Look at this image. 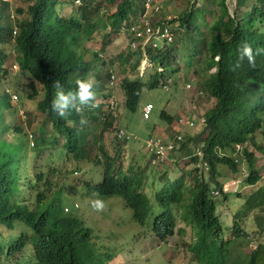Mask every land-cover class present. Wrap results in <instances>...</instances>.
Here are the masks:
<instances>
[{"label":"trees","instance_id":"trees-1","mask_svg":"<svg viewBox=\"0 0 264 264\" xmlns=\"http://www.w3.org/2000/svg\"><path fill=\"white\" fill-rule=\"evenodd\" d=\"M29 1L32 3L27 16L17 22L19 53L16 59L20 69L28 74L34 93H38L36 83L41 85L43 99L39 102V109L52 122L54 130L64 137L63 156L78 167L88 155L85 128L90 120L96 121L97 118L83 114L60 116L52 111L51 103L58 86L63 90L71 88V77L84 68L80 43L82 31L88 34L108 28L117 31L122 22L130 21L131 15L142 9V3L140 0H81L77 7L79 19L75 20L59 13L57 6L62 2L60 0ZM64 1L73 5L76 0ZM224 1L206 0L203 8L191 10V13L185 11L179 18L180 30L175 43L166 51L151 54L152 60L155 65L162 64L181 48L188 57L198 56L200 69L204 64L210 65V56L229 52L236 57L240 81L244 84L256 82L264 88V0H255L247 11H240L237 7L234 19L228 17ZM237 1L239 7L248 2ZM209 3L220 9L216 14L211 11L210 19L207 18ZM0 4V42L6 44L12 39V22L6 14L7 4ZM17 11L22 15L25 10ZM225 17L228 20L225 21ZM245 43L253 50V64H249L246 58L239 60L238 49ZM220 74L224 77L223 95L219 76H207L205 80L198 75L204 80L202 88L220 101L219 107L208 115L213 128L204 145L205 158L210 162L211 177L208 181L198 169L176 177L165 171L152 180L147 193L145 188L148 185L143 174L137 172L126 176L122 167H115V159L104 154L107 160L102 181L87 183V193L122 196L134 211L133 218L137 224L143 226L148 218H152V230L161 240L174 236L177 220L172 210H180L181 220L191 228L192 238L187 243V250L197 264H229L239 248L236 243L248 236L236 224L239 218L234 222L232 239L224 237L226 231L217 215L218 206L210 195L217 164L224 163V159L215 156V147H224L223 141L226 140L241 141L245 136L240 121L238 90L223 58ZM126 90L129 97L126 105L135 111L141 84L138 81L127 83ZM5 102L6 97L0 96V109ZM114 122L115 118L110 114L105 119V129L112 128ZM218 123L222 124V129L216 131L214 125ZM250 125L246 123L245 128L249 129ZM232 128H237V132ZM261 152L264 155V147ZM254 163L255 157L250 156L248 183L253 185L260 179ZM48 167H34L31 176L22 175L15 154L0 149V237H6L8 231L15 236L13 241L0 243V264H87L84 260L87 251L83 249L94 248V230L63 210L59 214L50 210L60 202V190H55L62 179V171L58 164ZM232 168L236 170V165ZM215 183L221 191V186ZM154 203L157 207H153ZM246 205L250 206L253 214L244 213L240 220L248 218L257 225L258 232H264V186L256 196L247 200ZM177 232L185 233V230ZM239 258L244 264H264V245L258 244L249 255Z\"/></svg>","mask_w":264,"mask_h":264},{"label":"rangeland","instance_id":"rangeland-1","mask_svg":"<svg viewBox=\"0 0 264 264\" xmlns=\"http://www.w3.org/2000/svg\"><path fill=\"white\" fill-rule=\"evenodd\" d=\"M57 6V10L62 15H70L76 13V9L73 5L68 4L64 0H60ZM142 2L144 0H141ZM157 6H159L160 12H158L156 19H161L163 22H170L178 19L181 14L187 10L191 13V3L193 0H153ZM32 2L29 0H13L10 3L11 9L10 15H14L16 18L22 16L16 14L17 8H22L28 13V7ZM76 7V6H75ZM229 7L233 10V4L229 2ZM142 9L136 10L134 18H139L143 15ZM25 13V14H26ZM153 15L149 13V16ZM27 16L24 15L23 17ZM177 24V23H176ZM173 25V24H172ZM175 25V24H174ZM90 47L92 53L88 55L90 60H93V53L100 51L102 48L101 38H97L92 41ZM6 54L5 61H3V67L7 71V75L0 77V93L8 91L10 94L18 96V100L10 101L11 108L3 113V120L8 126V133L5 134V124L0 118V140L5 139L7 143L13 145L24 144L23 158L30 164H41L50 158L57 157L60 148L57 145H52L46 149L43 153L35 150L31 145L33 138L31 134L45 133L47 137L51 138L52 124L46 123L43 116L38 115L37 112V99L28 97L27 94L21 93L20 87L23 84H27L24 75L21 74L17 65L16 54L13 52L11 46H6L4 49ZM130 48L128 47L127 39L123 34L120 36H112L111 42L106 45L103 52L99 54L103 55L100 62L94 63L95 72L90 73L86 78H93L94 82L104 83L108 88V94L113 98L115 107L111 111L115 118L113 127L107 129L103 133V125H99L95 134L90 135V140L95 139L96 146H94L93 157L99 153V147L103 146L105 151L114 157L115 167H122V170L126 173H134L137 168L148 170L153 172V176L157 172H163L165 168L152 169L153 167L147 166L143 159L149 160L148 155L145 152L144 144L151 137L159 136V139L165 138V136H174L178 134L177 124H168V122L160 116L161 111L164 109L163 105L168 99V93L161 87L150 88L145 87L136 111H131L125 107L122 89V81L127 75L130 79H135L137 76L144 80V77L136 73H132L129 67L123 68L119 61L121 54L128 55ZM130 64H135L136 56L132 53L130 56ZM111 68L115 74V85L112 88L109 81L105 80V74L107 69ZM182 71L167 76L168 80L172 82L177 78H187L191 76V71L186 65H182ZM144 67L140 70L143 71ZM136 72V71H134ZM97 75H100V80ZM188 83V82H187ZM192 84V83H191ZM40 89V86H37ZM171 88L173 91V97L170 98L166 104L167 112L173 114L174 117H179L180 120L188 118L190 115L203 116L214 104L213 99L208 98L207 95L202 98L199 92L193 89H189L187 85L181 87L176 85V89H180L181 94L184 97V104L181 105L180 94ZM21 93V94H19ZM109 97V98H110ZM96 104H102L106 99L103 95L95 94L94 97ZM102 102V103H101ZM153 104L154 110L151 113L150 120H145L143 117V108L146 104ZM3 109V107H2ZM105 109H109L105 105ZM120 114L118 113V110ZM29 114V118H27ZM30 120V122H28ZM101 122V121H100ZM178 125L181 126V133L184 136L195 135L201 127L193 129L191 127L183 126L179 121ZM20 127L23 133L19 134L15 131V128ZM93 127V126H92ZM91 127V128H92ZM116 127H123L133 134L134 138L130 142H120L116 138ZM177 128V129H176ZM98 135V138L96 136ZM261 135H257V143L264 144ZM101 140V141H100ZM197 143H200L198 140ZM197 143L191 142L189 146L194 152H197ZM249 151H255V163L254 166L261 176V181L256 185H249L247 178H245L247 165L246 161L243 164L238 165V172H235L233 168L226 164L218 167V174L215 175V179L220 185H227L226 192L220 195L221 201L217 208V215L220 222L226 231L224 237L227 240L232 239V230L236 219H242L244 213H252V209L249 205H246L250 197L256 196L264 186V155L257 152V148L248 144L246 147ZM181 156H186L187 153L181 151ZM142 159V160H141ZM63 165L71 164L66 159L61 160ZM103 161V159H101ZM178 163V162H177ZM90 165L89 169L80 172L69 177L65 168H61L64 177L65 188H62V195L69 192L68 198L64 200V203H71L75 201L78 205V212L76 214L82 219L87 227L94 230L93 241L95 243L94 248L83 249L85 250L84 260L87 264H197L191 257L187 250V243L191 240V228H188L180 218V210H175L174 215L177 220L176 232L174 236L167 237L166 240H161L147 230L146 227L140 226L135 223L133 219V211L126 206L124 200L121 197L113 196H100L96 194H86L85 184L83 181L97 183L99 181V175L103 173V163L96 164L93 162L87 163ZM171 163V173L174 176H181L183 174L181 166ZM196 165H185V170H194ZM204 172V170H202ZM205 173V172H204ZM24 175H31V167L26 166L23 170ZM189 178V177H188ZM187 178V180H188ZM208 181L209 178L205 176ZM214 183V181L212 182ZM212 187L214 185L211 184ZM71 188V189H70ZM190 188V185L188 186ZM149 192V190H148ZM76 197H74L73 195ZM227 195V198H223ZM247 198V199H246ZM100 200L103 203L101 209H96L92 206V201ZM60 206H54L50 210L53 213H60ZM71 213V211H69ZM253 214V213H252ZM253 219V217H250ZM236 223L240 225L242 231L248 233L244 241H239L236 245H239L237 252L234 253L232 261L229 264H244L240 260L239 256L245 257L249 255L258 244L264 245V232H258V227L250 219L240 220ZM264 223V219L262 220ZM185 230V233H178L177 230ZM7 238L11 241L14 239V235L8 234ZM239 255V256H238Z\"/></svg>","mask_w":264,"mask_h":264},{"label":"clouds","instance_id":"clouds-1","mask_svg":"<svg viewBox=\"0 0 264 264\" xmlns=\"http://www.w3.org/2000/svg\"><path fill=\"white\" fill-rule=\"evenodd\" d=\"M12 1L13 0H0V3L7 4L6 14L8 16V19L11 20L12 22L11 25H12V30H13L12 39L9 43L4 44L0 42V77H2L3 75H7V71L3 67V61H5V58H6V54L4 52L5 47L11 46L13 49V52L16 54V57L19 53L17 50V41H16V38L19 33L17 22H20L22 18L26 17V16L25 17L23 16L27 14L26 11H24L22 15L18 14L17 10L22 9V8H17L16 10V14L22 16L19 19L16 18L13 14L12 15L8 14L9 10L11 9L10 3ZM216 1L221 2L223 0H213V2H216ZM254 1L255 0H248L245 6L239 7L237 0H225L224 2L226 4V9L228 11L227 13L228 17L234 19L236 12L238 11V8H240V11L249 10V7L252 6ZM140 2L142 3L141 11H143V15L137 19V18H134V14H135L134 13L133 15H131V20L130 21L125 20L124 22H122L121 26L119 27V29H117V31H112V29L110 28L103 30V31H99V32L96 31L94 34H88L86 33V31H82L80 43H81V52H82L83 60L85 63L84 68L82 70L77 71L71 77V88L63 90L61 87L58 86L55 99L51 103L52 111H54L57 115H60V116L66 115L68 117V116H76V114H83V115H94L97 118L96 121L90 120L85 128V131L88 134L89 145H88V155H87V158L84 159V162H82L78 167L75 166L71 161H69L71 162V164L63 165L61 160L63 159L67 160V158L63 156V150H64L63 143H65V139L64 137L61 136L60 133L54 130L52 122H51L52 124L51 138L45 136L46 134L43 132L39 134H34V135L31 134L30 137L33 138L31 145L34 147L35 150H38V152H42V153L46 149L50 148L52 145H57L60 148L59 154L57 157H53V158L49 157L47 161L41 164H38V165L35 164L34 162H31L29 164L23 158L24 144L22 142L20 143V145H13L11 143H7L5 139H2L0 140V149L6 151L7 153L15 154L16 159H18V164L20 167L19 173L22 175H24L23 170L24 168H26V166L31 167V175H32L34 167H41L42 165H48L50 167V165L54 163V164L60 165L61 168H65L68 172L69 177H71L74 174H77V171L83 172L85 171L86 168L89 169L90 165L87 163H90V162H93L96 164L103 163L104 165L103 173L102 175H99L98 177L99 181L97 183L101 182L103 179V174H104L105 160H107V157L104 156V154H107V156H110L111 158H114V157L108 154L105 151L103 146L99 147V153L96 154L95 157H93V151H94V146H96V143H95L96 140L95 139L90 140L89 137L91 134L93 135L95 134L99 125H103V133L107 131V129H105L104 127L105 119H108L110 114L111 116H113V113L111 111L115 107V102L113 98L110 97V94H108V88L107 86H105L104 83L94 82L93 78H86V77H88L90 73H93V71L95 72L94 63L101 61L99 57L103 58V55L99 53L103 52V49L106 47V45L111 42L112 36H120V34H123L125 38L127 39L128 47L130 48L132 52H130L128 55L121 54L119 56V61L121 62V65L123 66V68L129 67L132 73L134 74L137 73L138 75L140 71L141 72L140 75L144 77V80H142L138 76L135 79H130L129 77H127V75L124 76L125 78L123 79L121 83L122 84L121 87L124 91L123 98H125L124 100L125 107L129 109L126 105V101L129 100L127 90H126L127 83L138 81L141 84V90L139 93V99L137 101V106H136L135 111L138 108V105H139V102H140V99H141V96H142V93L145 87L147 88L148 87L150 88L161 87L165 92L168 93V99L163 105L164 109L161 111L160 116L163 119H165L170 125L172 123L173 124L176 123L177 128H178V131H177L178 134L177 135L175 134L171 138L170 136H165V138L159 139V136H156V137H151L147 141H145L144 148H145V152H147L146 154L148 155L149 160L141 159L142 162H144L148 167L149 166L153 167L152 169L165 168L163 172H157L153 176L154 173L148 172L147 168L146 169L137 168V171H135L134 173L128 174L123 171L126 174V176H131L132 174H135L137 172H140V174H143V176L146 178V183L148 185L145 188L147 193L150 192L149 185L151 184L152 180L155 177L159 176L165 171H168L169 173H171L170 167H168L171 163H176L175 165L181 166L180 168L182 169L184 174L192 171V169L185 170V165L194 164L196 165L195 169L199 170V174L202 177L205 178V176H207L210 179L211 177L210 162L205 158L204 145H205V141L209 138V136L211 135L213 131L212 124L209 122V119H208V115L211 114L214 109L219 107L220 101L216 96L210 95L208 91L206 90V88H202L204 86L203 85L204 80L200 79L198 75L204 78L205 80L207 76H219L218 83L220 84L221 94L223 95L224 77L220 74V62H221V59L223 58L224 62L226 63V66L228 67V69L233 75L234 82L238 90V94L240 98V111H241L240 121L244 128L245 136L244 138H242L241 141H230V140L223 141L226 147L225 146L221 147L220 145L215 147L214 149L215 156H217L220 159H224V163L217 164L215 175L218 174V167L220 165L226 166L227 164L231 168H232V165H236V170L235 169L233 170L235 172H238L239 171L238 165H241L243 164L244 161H246L247 169H245L246 171H244V173H246L245 178H247L246 180L248 182V178L250 177L248 158L250 156L255 157V154H254L255 151H249L246 149V147L248 144H252L257 148L258 150L257 152H260V153H262L261 149L264 147V144L262 143L259 144L256 141L258 134L261 135L260 139L264 141V88L260 87L256 82H253L252 84H244L240 81L238 74H237L238 72H237V66H236V57L231 55L229 52H221V54L218 53L214 56H210L211 58L210 65L204 64L199 69L198 56L192 55L188 57L184 55L181 51V48H179L178 51H176L169 59H166L162 64L155 65L154 61L152 60L151 54H156L157 52L162 51V50L166 51L165 49L167 47H170L171 45L175 43L176 37L178 36L177 32L180 30L179 18L181 16L176 20H173L170 22H163L161 19L158 20L155 18L158 12H160L161 8L157 6L153 0H144L143 2L140 0ZM205 2L206 0H193V2L191 3L190 9L197 11L196 9L204 7ZM229 2L233 4V10L230 9ZM211 3L208 4V8H207L208 9V12H207L208 19L211 18V15H210L211 11H213L216 14V13H219V10H220L219 7ZM80 5H81V0H76L72 6L73 8L76 9L75 15L70 14V15H63V16H72L76 18L75 20H78L79 12H78L77 7ZM149 13H152L153 15L149 16ZM228 17H225L224 20L225 21L228 20ZM81 22L83 23V21ZM97 38H101L102 48L100 49V51L94 52L93 60H90L88 58V55L92 53V48L90 47V45L92 41H94ZM132 53L136 56V62L133 65L130 64V61H131L130 56ZM238 55H239L240 61H243L246 58L249 64L254 63L253 50L249 44L247 43L243 44L238 49ZM17 65L20 69L18 62H17ZM182 65H186L187 68H189V70L191 71L190 75L193 76V78L191 77H187L184 79L177 78L173 82L170 79L168 80L167 76L169 77L172 74H176L177 72L182 71V68H181ZM142 67H144L143 71L140 70ZM106 71L107 73L104 76L105 80L109 81L110 86L108 87L112 88L115 85V79H116L114 71L111 68H108ZM20 72L22 75H24L26 81L28 82L27 84H23L20 87L21 93L23 92L24 94H27L28 97L32 99L39 96V98L37 99L38 115L43 116L45 119V122L49 123L50 120L39 109V102L43 99V91L41 90V85L36 83V90L38 91V93H34L32 88L30 87L31 80L29 79L28 74L22 71L21 69H20ZM194 72L197 73L196 74L197 76L194 75L195 74ZM97 77L100 80H102L100 75H97ZM176 85H180L181 87H185L187 85V87L189 89H193L195 93L199 92V94L202 95L201 96L202 98H204V96L207 95L208 98L213 99L214 101L213 106L207 112H205L203 116H198L195 114V115H190L188 118H185L182 120H180L178 116L177 117L172 116L173 114L167 112L166 110V104L168 100L173 97V94H172L173 91L171 90V88H175L174 90L180 94L181 105L183 106L184 104V97L181 94L180 89H176ZM37 86H40V89H38ZM246 86H248L252 90V93L248 91ZM95 94H98L99 96L103 95V97H105L108 100H106L103 103L101 102L102 104H96L94 100ZM0 96H4V98L6 97L5 105L2 106L3 109L2 108L0 109V118L4 122L2 112L7 111L8 108H11L10 101L12 100L17 101L18 96L14 94L12 95L8 91H4L0 93ZM105 105L109 109H105ZM117 110H118V113L120 114L119 109ZM153 110H154L153 104L149 103L145 105V107L143 108V117L145 120H150L151 113L153 112ZM107 115L108 117L106 118ZM27 118H29V114ZM179 121L183 124V126L191 127L193 129H198L199 127L201 128L192 137L191 136L183 137L181 133L182 128L181 126L178 125ZM28 122H30V120ZM246 123L251 124L249 129L245 128ZM4 124H5V129H6L5 134H6L8 133V126L5 122ZM214 126H215L216 131L218 129H222L221 123H218L217 125H214ZM224 130L229 131L228 128H225ZM232 130L234 132H237V128H232ZM15 131L18 132L19 134L23 133V130L20 127L15 128ZM96 138H98V135L96 136ZM116 138L120 142H130L133 140L134 136L127 129L123 127H116ZM198 140L200 141V143H197ZM191 142L197 143L196 153L189 146V143ZM181 151L187 153V155L181 156L180 155ZM101 159H103V161H101ZM202 170H204L205 173ZM31 175H25V176H31ZM261 179L262 178L260 176V179L257 183H259ZM215 181L220 185V183L216 179ZM215 181L214 183H211L212 185H214V187L211 186L210 195H211V198L217 203V205H219L221 201L220 195L222 196V193L226 192L228 187L225 184L223 185L221 184L220 186L222 190L220 191V189L216 187L217 184L215 183ZM83 183L85 184L84 188H85L86 194L88 195L96 194V193H87V183L89 184H97V183H94V182L90 183L87 181H83ZM248 184L253 186V184H250V183ZM65 186L66 184L64 185V177L62 174V179L59 180V183L55 190V192L60 190V193H61L60 202L57 204V206H60L61 208L60 211L63 210L66 214L76 216L77 218L82 220L76 214V212H78V209H77L78 205L75 201L71 203L70 202L64 203V200L68 198L69 194H71L69 192H66L64 195H62L63 187H64L63 189L64 191L68 190V187L65 188ZM113 196L121 197L126 204V200L122 196L111 195L109 197H113ZM223 198H225V195L223 196ZM92 206L99 210L103 207V203L100 200H95V201H92ZM126 206L128 205L126 204ZM153 207H157V203H154ZM175 210L176 209L173 208L172 210L173 214ZM69 211H71V213H69ZM132 215L134 217V211ZM143 227H146L147 230L151 233V235H155V233L152 230L153 229L152 218H148L146 223L143 225ZM8 234H11V233H9L8 231V233L6 234V237H0L1 244H5L11 241L10 239L7 238ZM14 240H15V236H14Z\"/></svg>","mask_w":264,"mask_h":264}]
</instances>
